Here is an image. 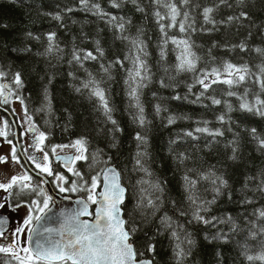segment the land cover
<instances>
[{
	"label": "snow or ice",
	"instance_id": "snow-or-ice-1",
	"mask_svg": "<svg viewBox=\"0 0 264 264\" xmlns=\"http://www.w3.org/2000/svg\"><path fill=\"white\" fill-rule=\"evenodd\" d=\"M14 2L47 27L0 41V264H195L205 242L214 264H264V0ZM58 77L80 103L57 108ZM157 122L190 125L165 145L178 197Z\"/></svg>",
	"mask_w": 264,
	"mask_h": 264
},
{
	"label": "trees",
	"instance_id": "trees-1",
	"mask_svg": "<svg viewBox=\"0 0 264 264\" xmlns=\"http://www.w3.org/2000/svg\"><path fill=\"white\" fill-rule=\"evenodd\" d=\"M29 9L26 7H22L20 4L14 2V0H0V41L9 40L11 42L17 41L21 33L25 31L26 28H36L47 27L46 22H41L40 20H36L35 25L29 23L30 20L36 19L35 12H31L29 15ZM7 24L9 27L7 29L3 28V25ZM119 44L116 45V48H119ZM111 55V53H110ZM43 68V65H40ZM122 85L114 86V103L118 107V111L116 113L117 118L121 121L122 126L125 127V135L123 136L124 141V149L123 154L120 156V163L124 165L128 161L129 156V148L131 146V141L129 140V133L132 129L128 126V115L126 111H124L126 105L123 102V97L121 93ZM30 91L35 94L36 83L35 81L29 86ZM52 92L55 96V103L57 108L60 107L62 103H72L76 105L80 103L78 100H69V92L67 88V82L65 79L60 77L57 78L56 82L53 85ZM146 104L149 111V116H151V105L154 103L151 98V94L149 92L148 96L145 98ZM86 103V102H85ZM78 112L84 111L83 108H77ZM239 116V114H235ZM247 120L254 123H260L256 121L253 117H247ZM190 127L189 124L185 122H180L174 126L173 129H164L160 127L159 122L156 123L153 132H152V152L154 158V169L157 170L158 174L168 181V187L174 196L180 195V182H181V173L175 171V165L171 159H169L167 150L165 145L169 139L170 131H176L180 128ZM57 140L60 139L59 132L57 133ZM257 164L261 163L262 158L257 154L253 153L251 157ZM209 163H214L217 159H220L219 156L210 155L207 157ZM164 249H167V241L164 242ZM216 245L202 243L199 245L198 250L196 251V255L194 257L195 264H214L215 260V250ZM224 251L227 253V247L224 248ZM165 252H161V256H164Z\"/></svg>",
	"mask_w": 264,
	"mask_h": 264
},
{
	"label": "water",
	"instance_id": "water-1",
	"mask_svg": "<svg viewBox=\"0 0 264 264\" xmlns=\"http://www.w3.org/2000/svg\"><path fill=\"white\" fill-rule=\"evenodd\" d=\"M63 204H64L65 207H72V206H74V205H72V203L70 201H64Z\"/></svg>",
	"mask_w": 264,
	"mask_h": 264
},
{
	"label": "rangeland",
	"instance_id": "rangeland-1",
	"mask_svg": "<svg viewBox=\"0 0 264 264\" xmlns=\"http://www.w3.org/2000/svg\"><path fill=\"white\" fill-rule=\"evenodd\" d=\"M24 213H25V210H24V209H21V210L19 211V215H18V217H19V218H22L23 215H24ZM18 220H19V219H18ZM19 222H20V220H19Z\"/></svg>",
	"mask_w": 264,
	"mask_h": 264
},
{
	"label": "flooded vegetation",
	"instance_id": "flooded-vegetation-1",
	"mask_svg": "<svg viewBox=\"0 0 264 264\" xmlns=\"http://www.w3.org/2000/svg\"><path fill=\"white\" fill-rule=\"evenodd\" d=\"M17 215H19V213ZM18 223H19V220L14 221L12 226H14L15 224H18Z\"/></svg>",
	"mask_w": 264,
	"mask_h": 264
}]
</instances>
